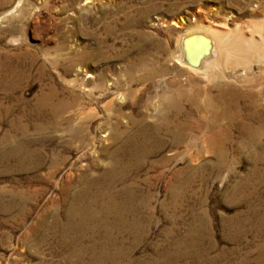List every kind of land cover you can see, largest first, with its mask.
<instances>
[{
  "label": "rangeland",
  "instance_id": "rangeland-1",
  "mask_svg": "<svg viewBox=\"0 0 264 264\" xmlns=\"http://www.w3.org/2000/svg\"><path fill=\"white\" fill-rule=\"evenodd\" d=\"M258 20L264 25V0H0V264H264V120L255 118L264 106L256 95L264 92L263 49L253 69L238 71L235 86L245 96L219 121L224 137L208 140L209 113L183 102L179 119L197 126L182 129L178 142L173 127L164 129L159 143H147L151 155L113 186L128 185L133 197L125 220L111 205L103 218L97 196L112 194L100 179L109 165L102 149L116 144L101 140L107 115L116 114L130 135L136 126L126 120L145 117L142 102L157 98L154 85L169 91L177 78L191 92L219 81L175 76L180 34ZM148 70L155 75L143 81ZM51 90L77 101L55 129L36 117ZM87 113L97 130L84 127L74 138ZM88 132L95 140L82 149ZM108 229L115 244L93 253Z\"/></svg>",
  "mask_w": 264,
  "mask_h": 264
},
{
  "label": "bare ground",
  "instance_id": "bare-ground-1",
  "mask_svg": "<svg viewBox=\"0 0 264 264\" xmlns=\"http://www.w3.org/2000/svg\"><path fill=\"white\" fill-rule=\"evenodd\" d=\"M259 20L244 24L242 23L241 25H238L236 28L229 27L225 22L218 24H207V25L199 24L198 26L195 27H189L178 37L177 48H176V52L174 53L175 56L174 60H176V63L181 66L182 70L176 71L177 73L175 74V76H179L184 71H186L194 75L200 76L207 83L218 78L219 81H217L213 85L214 88L213 87L205 88L206 86L203 87V86H198V84H196V86L198 87L195 86L196 88L194 87L195 89L193 90L190 89L191 92H189L188 90L184 89L185 88L184 86L180 85L181 84L180 82L176 81L177 78L174 79L173 81H169L170 82L169 86L171 85L170 88L172 89V90L169 89V91L167 90V91L157 92L158 85L157 84L154 85V88L156 90L155 97L157 98H155V100L152 103H147L145 101L142 102L143 106L145 103L144 106L145 117L141 115L142 118L140 119L130 117L126 120L128 121V123L136 126L135 127L136 133H132V134L130 133V135L125 136V131L120 129L119 126L120 122L116 114L111 113L106 116V118L102 122V126H101L102 128H100L101 131L103 132L101 135V140L104 144L113 143V142H115L116 144L115 146L112 147V149H109V147L106 146L102 149L103 151L107 152L106 155L109 160H107L106 163H108L109 165L103 169V172L100 175V179H104V178L108 179V181L105 182L104 185L108 190H110V192H112V194L106 197L104 196L103 194L104 190L102 189L103 191H99L97 195L98 198H100L104 202L102 208V213L104 214L103 218L106 217L107 213L109 212L108 207L109 205H111L113 206V209L117 214V221L122 222L125 220L126 217L125 214L129 210L128 204L130 202L128 200L129 199L131 200L133 197L131 196L129 197L130 190H128L129 189L128 185L124 184L121 188L117 190L113 189V186L114 184L117 183V181H121V180L123 181L125 175L127 174V171L129 170L130 167H132V164L133 166H135V164L138 166L140 165L143 156L147 155L150 152V150H148L147 143L152 138L155 137V140L158 141L159 143L163 136V130L167 128L170 129L171 127H173V133L175 134V141L178 142L183 138H185L181 136L183 135L181 132L182 129L188 128L187 126L189 125L191 126L195 124L194 126H197V124L194 123L193 121L179 119V116H182V114L185 112V109L183 107V102L189 103L192 107H194V109L196 107L201 111L205 110L206 112L209 113L207 116L209 120L206 122H207V128L211 131V133L206 135L208 140L219 139L225 136V134L227 133V128L225 127V125H222L219 121L224 120L226 118L227 109L229 105L236 106L238 101L245 96V93H243L237 86H235L238 84L237 82V76L239 75L238 71L241 70L240 74H247L251 69H253L252 62H254V59L260 61L261 60L260 58L263 56V54L261 55L260 52L261 49L264 50V25ZM172 24L178 26L177 21L173 20ZM259 69L261 68H258V70ZM228 71H231L232 74H228ZM129 74L131 75L132 73ZM154 75H155L154 72L148 70L147 73L145 74V77H143V81L151 80L154 77ZM182 76L184 77V75ZM205 81L203 82L204 84L206 83ZM111 83L113 84L115 82L111 81ZM203 83L202 85H204ZM101 85L102 82L98 83L96 86L100 87ZM133 92H134L133 89L129 90V93H133ZM89 95L90 96L92 95L91 92L87 94V96ZM246 95L252 97L255 94H251L250 92H248L246 93ZM256 95H258L257 97H259V99L264 98V92L262 91L258 92ZM202 96L204 97V102H202L204 105L201 104ZM251 103L252 105L258 104L257 101H251ZM76 104L77 101L75 94H71L68 98H65V97L57 96V94H55V91L51 90L50 92H48L39 99L38 102L39 109H37L36 117L45 120L47 124L46 127L55 129L58 128L60 125L58 117L62 116L69 108H73ZM165 110L167 111L170 110L172 115L167 116L168 113H164ZM187 113L189 114L191 113V111H187ZM261 114L255 118L258 121L263 122L264 106L262 107ZM93 115L94 114L92 113H87L84 116L85 120L78 121L79 123L77 124V130L72 131L74 138L81 137L82 135L81 129H83L84 127L87 128L94 127V131L97 130V126H94L93 124L95 123L92 122ZM146 117L152 119V122H147ZM65 120L72 125L74 124V121H76L75 117L73 118L70 117ZM38 127L41 128L42 126L38 125ZM83 139L85 141L87 140L82 148L85 149L87 147L86 144L87 143L89 144V141L91 140L94 141L95 137L92 136L90 132H88L86 137H84ZM18 150H20V146L17 144L13 146L11 151H9L10 155H14L16 151L18 152ZM90 182L91 183L94 182V179L91 180ZM123 195L129 198L120 199L121 196ZM91 204H93V202H91ZM84 212L85 210L82 209L80 215L83 214ZM70 215L72 214H69V216ZM94 215L97 216V214ZM81 221H83L82 217L79 219L77 226L75 227L82 226ZM75 227L72 228L67 227L66 230L69 229L71 230ZM112 230L108 229L109 233H105L102 235L103 238H106L107 241H105L104 243L102 242V244H99V242H96L94 244V246L91 249L93 253L102 252L109 248V245L111 244V242L113 243L114 240V239L112 240L110 239V237H112L111 234L113 233ZM120 233L121 232H119L118 234ZM78 253L80 254V252ZM95 262L96 260L95 261L93 260L92 263Z\"/></svg>",
  "mask_w": 264,
  "mask_h": 264
}]
</instances>
